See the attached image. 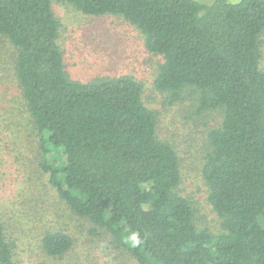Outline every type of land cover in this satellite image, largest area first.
<instances>
[{
  "label": "trees",
  "instance_id": "obj_1",
  "mask_svg": "<svg viewBox=\"0 0 264 264\" xmlns=\"http://www.w3.org/2000/svg\"><path fill=\"white\" fill-rule=\"evenodd\" d=\"M58 1L137 28L162 57L153 86L165 105L188 92L198 114L221 111L201 168L220 231L198 228L192 204L175 192L179 157L157 137L140 82L70 80L51 0H0V38L14 50L16 85L42 157L51 155L40 168L59 198L137 264H264V0ZM72 244L59 231L42 239L53 258ZM0 264H16L1 219Z\"/></svg>",
  "mask_w": 264,
  "mask_h": 264
},
{
  "label": "rangeland",
  "instance_id": "obj_2",
  "mask_svg": "<svg viewBox=\"0 0 264 264\" xmlns=\"http://www.w3.org/2000/svg\"><path fill=\"white\" fill-rule=\"evenodd\" d=\"M211 4L214 0H195ZM237 3L240 0H226ZM51 7L59 23L58 45L67 77L87 83L99 78L133 77L142 85L145 105L157 112V137L179 157L180 183L175 192L190 201L195 224L213 233L220 220L207 202L201 178L209 150L207 135L219 126L221 111L198 114L194 97L186 92L173 105L153 81L162 57L147 51L140 31L119 15L84 16L58 0ZM259 66L264 71V33ZM14 50L0 38V219L16 264H137L111 238L78 217L59 198L42 171L38 138L14 76ZM71 237V249L60 258L47 256L42 239L49 232Z\"/></svg>",
  "mask_w": 264,
  "mask_h": 264
}]
</instances>
